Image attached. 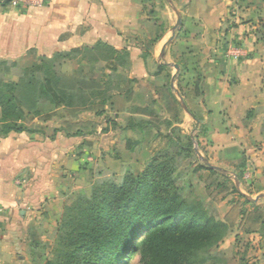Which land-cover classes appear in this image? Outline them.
Here are the masks:
<instances>
[{"label":"crops","instance_id":"1","mask_svg":"<svg viewBox=\"0 0 264 264\" xmlns=\"http://www.w3.org/2000/svg\"><path fill=\"white\" fill-rule=\"evenodd\" d=\"M6 1L0 0V62L13 66L1 76L4 83H16L23 69L47 62L55 54L98 43L128 53L122 66L115 60L101 61L90 75L110 85L102 116L96 117L88 106L66 108L41 99L37 113L24 121L31 132H11L0 138V264H38L37 249L49 240L53 219H59L69 194L80 188L79 181L93 167V160L104 155L102 143H110L111 150L106 152L114 164L124 153L133 157L141 145L144 155L152 140L160 139L161 131L153 121L156 108L171 125L164 137L174 138L170 132L174 129L180 140L185 138L194 119L190 111L182 112L171 80L169 87L165 81L167 46L164 58L160 55L168 39L164 42V32L155 35L159 15L148 16L144 9L148 0H44L40 8ZM236 3L241 1L190 0L193 11L183 23L182 37L173 42L174 35L170 47L174 55L177 49L184 58L188 75L200 80L206 128L202 153L234 176L239 183L234 195L246 198L247 193L264 194V90L257 86L259 49L250 43L254 23L239 22L243 11ZM156 55L162 63L155 60ZM77 59L63 61L60 72L71 75ZM101 64L119 71L111 69L114 75L102 76L96 71ZM181 64L173 66L181 69ZM160 65L165 66L158 70ZM118 79L122 84L114 81ZM87 121L96 123L92 131L74 135L78 125ZM154 156H148L133 174H140ZM202 193L203 200H212L204 188ZM262 200L242 202L259 205ZM222 201L221 220L234 206L232 200ZM261 212L264 215V209ZM245 215L238 213L235 233L223 239L227 245L223 253L236 257L237 264H264L261 223L248 231Z\"/></svg>","mask_w":264,"mask_h":264},{"label":"trees","instance_id":"2","mask_svg":"<svg viewBox=\"0 0 264 264\" xmlns=\"http://www.w3.org/2000/svg\"><path fill=\"white\" fill-rule=\"evenodd\" d=\"M127 54L103 43L58 53L47 62L23 69L16 83L2 81L1 76L13 65L0 62V138L11 132H31L24 121L37 113L41 99L66 108L88 106L96 117L102 116L110 99V85L103 79H92L93 72L86 75L85 69L93 71L101 61L115 60L122 66ZM76 58L77 68L71 75H63L62 62ZM194 91L201 94L198 81ZM191 115L204 134L205 117ZM95 126L94 121L80 123L74 135L89 133ZM159 156L151 158L140 174L126 173L118 181L103 179L92 186L89 195L81 193L64 205L53 238V257L45 264H130L135 256L145 255L148 264H206L217 259L210 251L223 241L234 221L229 215L218 219L202 210L201 204L189 203L172 176L173 157ZM203 169L222 178L215 186H205L208 196L211 187L226 194L228 175ZM232 191L237 193L234 188ZM237 195L245 204H253ZM239 215L245 212L241 210ZM248 216L253 225L261 223L260 230L264 231L262 213Z\"/></svg>","mask_w":264,"mask_h":264},{"label":"rangeland","instance_id":"3","mask_svg":"<svg viewBox=\"0 0 264 264\" xmlns=\"http://www.w3.org/2000/svg\"><path fill=\"white\" fill-rule=\"evenodd\" d=\"M239 1H241V3L239 5L236 3V7H239L238 9L243 11L242 18H239V22L240 23L244 22V24H248L250 22L251 24L254 23V27L250 30L251 33L253 34L250 43L251 44L253 43V45H256V47H258L259 49L257 50L259 53L258 54L259 61L257 62V64H255L256 72H259L260 74L259 75L260 81H258L257 86L260 87L262 90H264V0H254V1L239 0ZM172 2L176 11L168 4L166 0H148L147 2H145L146 6L144 9L146 10V13L148 14L149 17L152 16L154 17L159 15V18L155 19L157 21L155 23V25L157 26L155 30L156 31L155 35H158L160 32L162 33L164 32V36H163V40H165L164 42H166V40L170 38L172 34V28L176 24L178 15L181 17V25L175 32V38L173 42L181 39L182 32L180 33V31L181 28L183 27V23H187V21L189 20V16L193 11L192 5L190 4V0H172ZM252 13L254 16L253 18H251V20L248 21ZM160 15L165 18L164 19L161 18ZM160 21H162L161 24L158 23ZM173 42L170 45L167 44V48H166L167 55L165 57V60L163 61V63L166 64V67L163 68L165 70L164 73L166 75L165 81L169 87L171 78L173 76L175 77L173 85L177 90L178 88L181 89V93L176 98L178 104L181 105L180 108L182 107V112L184 111L188 113L190 111L191 113L202 115V113H204L205 110L200 105V100H201L200 93L198 91L197 92L194 91L195 81H198L199 83L200 80H193L195 77L188 75L187 63H183L185 60L184 58L180 57L179 55L180 53L177 49H175L174 51L176 55L172 53L173 49L170 46L173 44ZM147 50L148 48H145L146 51L145 54L149 55V53H147ZM158 57L159 55H156L155 60L157 62L162 63V61H159ZM173 63H180V64L182 63L181 69H178L177 71L174 68ZM99 67L100 68H96L97 69L96 71L102 76H106L107 73H110L111 69H114L107 65L104 66L103 64H101ZM114 71L113 72L116 73V71L119 70L114 69ZM90 72H92L91 69L88 68L85 69L86 75H90L89 74ZM256 74L255 76H257ZM110 75H114V74L110 73ZM17 76L18 75L16 74V77ZM177 76H178V80H176ZM256 78L257 77H255V80L257 81ZM114 81L117 82V84L119 85L122 84V80L120 79ZM155 111H156V115L153 121L156 124H158L159 127L158 129L161 131L160 132L161 137H159L160 139L158 140H152V143H150V147L147 150H145V154L150 156L153 155L154 153L155 157H158L159 154H164L168 159L169 157H173V161H171L173 167L172 176L175 179L176 185L179 187L182 196L189 203L201 204L202 210L218 218L220 217L219 212H221V207L224 205V201L222 200L227 199L228 203L229 201L232 200L234 206L231 212L228 214L229 215L228 217L229 219H231V221H234V224L233 227L231 228V231H229L226 237L228 236L231 237L232 234L235 233L233 228L236 225V222L238 221V213L241 209L246 210V213L247 214L249 213L250 216L256 215L258 213L263 214V212L261 211H263L264 209V200H262V202H260L259 205H245L242 202L243 199H241L238 195L235 196L234 195L235 192H232L233 188L236 189L235 186L236 184L239 187V183L237 182V180L234 179V176H232V174L230 175L228 173H226L228 175V181H227L229 185L228 192L226 194H219L218 190H215L214 187H211L210 188L211 196L210 195L209 196L212 200L208 202L203 200L204 197H203L202 189L204 188L205 190V186L208 185L209 183H213V186H215L217 181H222V178H220L217 175L212 176V174L210 175L207 170L203 169V167L206 166L197 158L196 154L194 153L193 150L194 144H196L199 153L203 157H205V155L202 153L204 152L203 149L205 147L204 140L202 139L204 135L201 134L199 125L193 121L192 122L193 125H191L188 128L189 137L186 136L185 138H181V140L180 137L177 135V132H174L176 131L174 129L170 131L171 134L174 135L173 136L174 138H171L169 136L164 137V134L170 130L171 125L170 126L168 125L167 120H162L165 116H167L165 113L162 115L161 110L158 108H156ZM104 119L105 118H101L102 121H104ZM103 140L104 142H106L105 138ZM177 140L180 141L179 144L181 143V145H178ZM109 145L110 143L107 142L102 143L101 152L104 153V155L100 153V156L96 157L97 159L93 160V167H90L88 173L85 174L83 179L79 181L80 188L74 191L73 193L71 192L69 194L67 203H70L74 198H76L81 193H85L89 195L92 186L101 182L103 179L114 178L116 181H118L123 175L127 173V169H131L129 173L138 171L139 169H141L143 163H145L148 158L147 155L145 154L143 155L144 153V151L142 150L143 145H141L139 146L140 148L137 150V152H134L133 157H131V155L129 154L124 153L122 156L121 155L119 156L120 162H116L113 164V162L110 161L111 155H109L106 152L107 148H109ZM180 146L183 148H179ZM109 149L111 150V148ZM126 166L127 167L131 166V168L130 167L126 168ZM121 168L123 170H121ZM247 194L252 198L255 197V195H253L254 194L253 192ZM223 195H224V199H221ZM247 214L245 215L246 216L245 221L247 224H249L248 227L251 228L250 226L253 225L251 221L252 219H250ZM58 220L59 219L56 220L53 219L50 228L51 229L50 231L52 230L53 231L49 237V240L45 243L44 246L37 249L38 264H45L47 260L53 257V247H54L53 238L55 235V229ZM226 246L227 245H225V242L223 241L220 242L216 248L212 249L210 252L217 255V259L210 260L206 264H237L238 262L237 258L231 255L232 252L229 253V255H231L230 258L227 257L225 253H223V250H225ZM232 246H233L232 249H235V247H237V244L236 245L233 244ZM230 249H231V245L229 248L227 247L226 250L229 251ZM130 264H148V257L147 255L142 257L135 256L130 261Z\"/></svg>","mask_w":264,"mask_h":264},{"label":"water","instance_id":"4","mask_svg":"<svg viewBox=\"0 0 264 264\" xmlns=\"http://www.w3.org/2000/svg\"><path fill=\"white\" fill-rule=\"evenodd\" d=\"M167 2H168V4L175 10V8H174V5H173V2H172V0H166ZM176 11V10H175ZM180 25H181V17L178 15V17H177V21H176V24L174 25V27L172 28V34H171V37L168 39V41L166 42V44L163 46V48H162V50H161V55H160V57L161 58H164V54H165V47L167 46V44H169V43H171V41H172V39L174 38V35H175V32H176V30L180 27ZM174 68L176 69V70H178V66L177 65H174ZM174 76L172 77V79H171V88L173 89V91H174V93H175V95H179V92H178V90L174 87V85H173V82H174ZM194 153L196 154V156H197V158L207 167V168H209V169H212V170H215V171H218L219 173H221V174H225V171L222 169V168H220V167H218V166H215V165H213V164H211L205 157H203L200 153H199V151H198V149H197V145L196 144H194ZM236 187L238 188V185L236 184ZM244 195V194H243ZM245 197H246V199H248V200H250V201H257V200H259V199H264V194H261V195H258V196H256L255 198H252V197H250V196H248V195H244Z\"/></svg>","mask_w":264,"mask_h":264},{"label":"built area","instance_id":"5","mask_svg":"<svg viewBox=\"0 0 264 264\" xmlns=\"http://www.w3.org/2000/svg\"><path fill=\"white\" fill-rule=\"evenodd\" d=\"M10 1H12L14 4H18L21 7H25V8H30V7L40 8L44 5V0H10Z\"/></svg>","mask_w":264,"mask_h":264}]
</instances>
